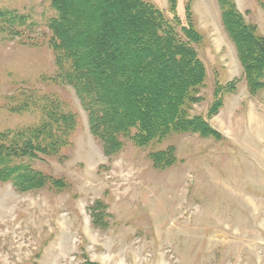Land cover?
I'll use <instances>...</instances> for the list:
<instances>
[{
	"label": "rangeland",
	"instance_id": "1",
	"mask_svg": "<svg viewBox=\"0 0 264 264\" xmlns=\"http://www.w3.org/2000/svg\"><path fill=\"white\" fill-rule=\"evenodd\" d=\"M146 1L172 19L169 0ZM234 1L264 36V0ZM185 8L177 0L183 25ZM0 11L12 13L0 20V134L39 126L48 94L78 117L68 147L31 164L60 185L22 192L0 181V264H264V89L249 93L218 0L192 2L207 79L191 115L221 138L174 134L148 147L123 140L111 157L62 83L51 0H0ZM232 82L236 91L208 118L216 84ZM169 147L177 163L155 169L149 154Z\"/></svg>",
	"mask_w": 264,
	"mask_h": 264
},
{
	"label": "trees",
	"instance_id": "2",
	"mask_svg": "<svg viewBox=\"0 0 264 264\" xmlns=\"http://www.w3.org/2000/svg\"><path fill=\"white\" fill-rule=\"evenodd\" d=\"M218 1L248 91L256 95L264 89V36L234 0ZM192 2L186 0L183 25L177 0H169L172 19L146 0H51L57 17L49 28L62 83L76 91L106 157L119 153L123 140L148 147L174 134L221 138L206 118L191 115L207 79L194 47L204 38L193 25ZM8 16L12 13L0 11V20ZM235 91V82L216 84L208 118ZM43 99L48 104L39 126L10 137L0 134V181L22 192L61 184L31 164L68 147L78 125V117L65 112L58 97ZM149 159L158 170L177 163L174 147L153 151Z\"/></svg>",
	"mask_w": 264,
	"mask_h": 264
}]
</instances>
